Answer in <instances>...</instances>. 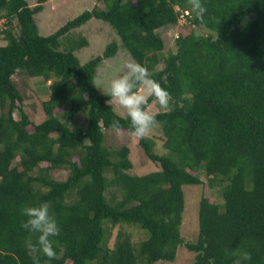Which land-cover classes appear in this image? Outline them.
<instances>
[{"label":"trees","instance_id":"obj_1","mask_svg":"<svg viewBox=\"0 0 264 264\" xmlns=\"http://www.w3.org/2000/svg\"><path fill=\"white\" fill-rule=\"evenodd\" d=\"M45 1L0 0L7 41L0 43V264H33V256L41 264H155L174 261L180 245L194 252L192 264H235L234 251L251 254L243 264H264V0H202L203 20L187 0H101L104 7L43 35L36 15ZM92 18L111 24L120 41L81 63L75 52L88 40L66 36ZM183 19L207 33H181L176 51L164 55L158 30ZM121 46L171 95L169 107L154 112L162 149L138 138L158 167L145 174L132 172L129 146L105 143V129L133 134L94 84L99 65ZM17 72L51 81L40 122L25 110ZM185 185L221 197L202 195L198 236L187 241ZM42 202L60 228L51 261L29 252L25 241L36 236L21 227L22 208ZM135 228L143 239H133Z\"/></svg>","mask_w":264,"mask_h":264},{"label":"rangeland","instance_id":"obj_2","mask_svg":"<svg viewBox=\"0 0 264 264\" xmlns=\"http://www.w3.org/2000/svg\"><path fill=\"white\" fill-rule=\"evenodd\" d=\"M31 6L36 5L39 0H28ZM44 9L36 15L37 23L39 25L40 33L43 35H50L64 25L68 20L73 19L86 9H92L95 6L104 7V3L101 0H46L44 3ZM250 20V17L246 18L244 22ZM5 20L0 22V30L5 26ZM188 21L183 19L178 24L172 26H165L159 29V33L162 35L165 47L163 50L164 55H168L170 52H175L177 49L176 39L183 33L187 34L194 30L197 33H207L206 29L198 26H191ZM66 37H72L76 40L86 38L88 45L77 49L81 63H86L90 59L102 55L106 46L112 41H120V37L117 31L111 26V24L96 18H92L86 24L71 30ZM3 37V35H2ZM65 38V37H64ZM0 43H7L6 40H0ZM66 46V40L62 45V49ZM68 46V44H67ZM135 61L131 54L124 48L120 47L116 55L105 58L99 65L95 84L99 85L97 89L99 92H108L110 82L117 78L124 71V64L126 61ZM136 62V61H135ZM161 65L159 66V68ZM14 81L16 82L21 94L24 97L25 110L31 116L35 122H40L44 119L43 107L41 98L48 94V84L51 82H45L43 77H32L24 72H17L14 75ZM103 90V91H102ZM114 103L116 111L125 115L123 109ZM148 110L156 112L163 110L159 104L153 101L148 106ZM18 117V114L15 113ZM83 117L80 118L83 121ZM105 143L112 149H120L122 146L127 145L130 147V158L134 164L132 172L135 174H145L158 167L152 162L145 150L142 148L138 141V137L131 134L125 129H105ZM160 131L156 128L152 131L150 137L156 140L159 148H161L163 140L160 138ZM162 149V148H161ZM159 149V150H161ZM78 159L76 155L74 157ZM54 175L59 179H65L67 176L66 171L57 170ZM202 178H206L202 175ZM185 210L183 215V223L181 226V233L185 240H193L198 236L199 230V209L200 199L202 195L210 198L211 201L219 203L221 201L220 193L211 191L205 188L204 185H185ZM127 230V226H125ZM119 227L117 226L112 230L110 236V244H113ZM130 229L129 231H131ZM135 241H139L145 237L144 231L139 228L133 229L131 232ZM194 260V252L188 250L184 245H180L177 252V257L174 261H159L155 264H192Z\"/></svg>","mask_w":264,"mask_h":264},{"label":"clouds","instance_id":"obj_3","mask_svg":"<svg viewBox=\"0 0 264 264\" xmlns=\"http://www.w3.org/2000/svg\"><path fill=\"white\" fill-rule=\"evenodd\" d=\"M187 3L194 15L203 20L206 7L202 0H187ZM96 86L100 88L99 85ZM107 96L110 97L108 104L115 102L124 110V118L129 120L133 135L140 139L149 138L152 131L159 127L156 113L148 110L149 100L154 98L163 109L169 107L171 100L168 90L152 78L150 70L132 60L126 61L122 74L110 82ZM118 125L119 121L114 120L113 127ZM21 212L26 218L21 227L36 236L35 243L30 237L25 241L29 252H39L47 257L48 261L57 259L53 238L60 234V228L50 213V205L42 202L35 206H25ZM232 255L237 257L235 264L251 260V254L248 252L234 251ZM33 264H41L39 256H33Z\"/></svg>","mask_w":264,"mask_h":264},{"label":"built area","instance_id":"obj_4","mask_svg":"<svg viewBox=\"0 0 264 264\" xmlns=\"http://www.w3.org/2000/svg\"><path fill=\"white\" fill-rule=\"evenodd\" d=\"M185 13L188 14V11H186Z\"/></svg>","mask_w":264,"mask_h":264}]
</instances>
